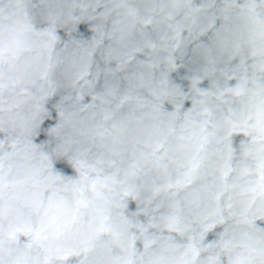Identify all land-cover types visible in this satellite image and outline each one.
Here are the masks:
<instances>
[{
	"label": "clouds",
	"instance_id": "obj_1",
	"mask_svg": "<svg viewBox=\"0 0 264 264\" xmlns=\"http://www.w3.org/2000/svg\"><path fill=\"white\" fill-rule=\"evenodd\" d=\"M0 264H264V0H0Z\"/></svg>",
	"mask_w": 264,
	"mask_h": 264
}]
</instances>
